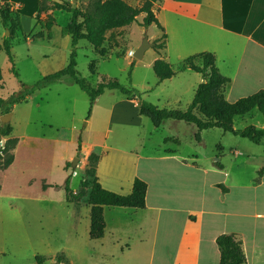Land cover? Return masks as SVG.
Segmentation results:
<instances>
[{
    "label": "rangeland",
    "instance_id": "1",
    "mask_svg": "<svg viewBox=\"0 0 264 264\" xmlns=\"http://www.w3.org/2000/svg\"><path fill=\"white\" fill-rule=\"evenodd\" d=\"M41 2L44 7H50L56 2H67L82 11L90 4V0H76L75 4L74 0H40V4ZM33 3L35 6V2ZM30 6L28 4L19 14L20 28H16L11 42L13 64L18 77L12 73L4 51H0L2 99L17 92L22 85L28 88L45 75L58 71L64 60L68 63L70 41L66 44L60 31L68 23L70 15L48 10L39 12L33 18L34 8ZM49 18L54 20V26L50 30L52 38L47 39L48 31L45 29L42 31L43 38H34V34L41 29L40 22L45 24ZM142 18L141 14L135 23L108 32L102 46L106 52L103 56L93 51L86 41H80L76 50V70L93 88L102 81L116 80L124 87L134 89L140 100L155 105L164 88H156L157 78L152 66L149 67L153 57L151 52L154 50L149 48L141 60L128 57V52L131 50L134 53L145 36L149 43H153L152 38L161 36L155 25L141 27ZM0 31L4 37L6 30L2 28L1 20ZM169 63L175 73V86L170 83L166 87L169 91L176 89L182 107L171 110L185 111L194 95L187 90L191 79L178 72L180 62L171 58ZM130 64L132 70L129 75ZM116 93L122 95L119 91L106 92L105 97H102L103 101L110 98V94ZM188 100L190 102L185 106L184 103ZM88 101L85 93L69 79H64L36 91L28 97L26 103L12 107L11 116L6 123L12 131L8 137L0 138V163L3 164L8 156L13 157L9 167L0 169V264H56L57 261L59 264L171 263L174 244L164 246V242H159L153 249V256L149 258L150 246L141 247L137 243L140 232L136 229L135 220L132 222L134 225L120 230L121 235H129L131 238V242H127L132 247L130 253L126 252V243L114 241L109 234L102 243L90 240L89 230L85 229L84 222L89 209L86 197L78 204L65 200L63 185L67 176H71L70 188L74 193L79 191L82 181H91L85 174L88 162L84 161L85 144L81 137L85 132L84 123L89 117ZM3 115L5 114L0 110V129L6 125L1 121ZM144 120L146 124L151 123L146 117ZM174 123L177 124V129L166 130L167 127H164V130L152 134L149 143L156 147L163 137L173 135L177 137L178 153L181 156L193 157L199 168L219 161L230 174V180L248 178L256 166V161L248 162V159L256 160L264 156V142L253 144L219 129H209L201 132L202 142L197 144L193 140L194 127L182 122ZM250 125L264 127V116L254 110L252 115L237 117L233 121L234 129L240 130ZM146 132L147 130L142 131L143 134ZM122 135L124 134H119L118 137L121 138ZM129 135L134 136L135 131ZM102 136L100 134L95 141L101 142ZM9 138L16 140L14 149L1 154ZM79 138L81 146L77 152ZM116 138L117 132L108 140L114 141ZM94 151L100 154L98 148ZM74 158H78V162L72 168ZM209 176L216 178L213 174ZM74 211L79 218L75 225L72 220ZM106 220L109 224L114 220L110 211L106 213ZM159 252L163 254L160 255Z\"/></svg>",
    "mask_w": 264,
    "mask_h": 264
},
{
    "label": "crops",
    "instance_id": "2",
    "mask_svg": "<svg viewBox=\"0 0 264 264\" xmlns=\"http://www.w3.org/2000/svg\"><path fill=\"white\" fill-rule=\"evenodd\" d=\"M123 1L132 7L140 2ZM4 2L17 14L31 4L33 18L40 8V0H0V4ZM153 11L167 40L166 48L159 54L151 50L149 67L157 59L170 65L171 58L180 62L178 72L191 79L187 90L194 94L202 78L181 68V62L189 56L209 52L214 54L220 74L230 80L224 89L228 102L264 90V0H157ZM60 36L66 44L71 42L61 31ZM3 38L0 31V43ZM65 64H68L66 60L60 69ZM174 77L162 82L157 80L156 88L164 89L154 103L156 107L160 104V109L182 108L176 89L169 91L166 87L170 83L175 86ZM114 91L117 90L106 89L92 104L84 124L85 132L81 134L85 144L84 161L88 162V156L98 148L100 159L95 176L104 189L129 195L134 179L138 178L147 184V191L144 209L105 207V234L97 241L102 243L109 234L114 241L126 243V252L130 253L132 247L127 242L131 238L121 235L120 230L134 225L135 220L140 232L137 243L141 247L150 246L149 258L154 254V247L164 242V246L174 244L170 264H219L215 239L221 234L234 233L242 241L245 264H264V174L258 176L264 167V156L248 159V162L256 161V166L246 179L230 180V174L219 161L216 162L222 169L215 166L216 162L199 168L193 157L178 153L177 137H163L156 147L149 143L153 133L164 127L175 130L176 123L164 121L158 128L146 124L139 114L138 102L117 93L103 101L106 92ZM189 102L185 101L184 105ZM254 110L240 117L252 115ZM143 130L147 132L143 134ZM133 131L135 135L129 137ZM116 132L117 138L109 141ZM100 134L103 139L97 143L95 139ZM119 134L125 137L120 138ZM211 174L216 178H210ZM217 185H222L225 191ZM87 211L84 222L85 229L89 230ZM107 211L114 215L112 224L106 220ZM72 220L73 225L79 220L76 211Z\"/></svg>",
    "mask_w": 264,
    "mask_h": 264
},
{
    "label": "trees",
    "instance_id": "3",
    "mask_svg": "<svg viewBox=\"0 0 264 264\" xmlns=\"http://www.w3.org/2000/svg\"><path fill=\"white\" fill-rule=\"evenodd\" d=\"M156 1L140 0L137 7H132L123 0H90L89 6L84 11L71 6L67 2H56L50 7H44L43 2H41L38 13L57 10L70 15L68 23L61 29V34L69 36L71 40L68 64L63 69L45 75L28 88L22 85L17 92L10 95L7 99L0 98L1 112L7 114L11 112L13 106L26 103L28 97L36 91L45 89L61 80L69 79L87 95L89 99L88 116L95 99L106 89H114L128 100H136L139 105V114L148 118L155 128H158L164 121L182 122L194 127L193 140L197 144L202 142L201 132L209 129H219L223 133H230L253 144L264 142V127L257 128L250 125L240 130L233 127V119L235 117L246 115L254 109L264 116V90L242 97L233 103L228 102L224 97V89L230 80L220 74L216 66L215 56L212 53H198L185 58L181 62V68L198 73L202 78V82L197 86L193 99L185 111L159 109L152 103L140 100L135 95L134 89L126 88L116 80L102 81L93 88L77 73L76 50L79 41H86L94 51L103 56L106 53L102 47L106 40V34L135 23L137 17L141 14L143 15L140 23L141 27L148 28L151 25H155L161 32V36L153 41L152 49L158 54L163 51L166 48L167 36L153 11ZM0 20L4 30L9 32L8 37H4L0 43V51H4L12 67V73L15 77H18L14 69L11 42L16 28H20V16L13 11L8 3L4 2L0 4ZM40 26V31L34 34L33 37L43 38L42 31L45 29L48 31L47 38L50 39V30L54 26V20L49 18L45 24L40 22ZM131 70L132 64H130L129 75ZM152 70L159 82L168 80L175 75L171 65L163 59L155 60ZM11 131L10 125H3L0 129V138L8 137ZM15 143V139H7L1 154L13 150ZM80 146L79 138L77 152L80 150ZM99 159L100 154L96 151L91 152L88 156L85 174L91 178V181H82L77 193H74L70 188V175L65 178L63 185L66 201H73L78 204L86 197V203L89 206L90 223L88 237L90 240H99L104 237L106 229L105 207L144 209L147 191V184L138 178L134 179L132 191L129 195L124 196L104 189L95 176ZM12 161L13 157L8 156L3 164L0 163V169L9 167ZM215 166L218 169H222V165L219 162H216ZM263 174L264 167L258 171V176L260 177ZM217 187L225 191L222 185H217ZM215 244L219 250V264H245L246 259L243 253L242 241L236 234H221L216 237ZM56 264H59V261Z\"/></svg>",
    "mask_w": 264,
    "mask_h": 264
},
{
    "label": "water",
    "instance_id": "4",
    "mask_svg": "<svg viewBox=\"0 0 264 264\" xmlns=\"http://www.w3.org/2000/svg\"><path fill=\"white\" fill-rule=\"evenodd\" d=\"M76 0H74V4H75ZM9 32L6 30V33L4 35V37H8ZM153 47V43H149L147 36H145L142 40V43L140 44V46L134 51L133 53V58L136 60H141L145 54V52L149 49ZM11 116V113H7L5 115L2 116V123L6 124L9 120V117ZM85 124V123H84ZM78 162V158H74L72 161V168H74L76 166Z\"/></svg>",
    "mask_w": 264,
    "mask_h": 264
},
{
    "label": "built area",
    "instance_id": "5",
    "mask_svg": "<svg viewBox=\"0 0 264 264\" xmlns=\"http://www.w3.org/2000/svg\"><path fill=\"white\" fill-rule=\"evenodd\" d=\"M128 57L129 58H132L133 57V52L131 50L128 52Z\"/></svg>",
    "mask_w": 264,
    "mask_h": 264
}]
</instances>
